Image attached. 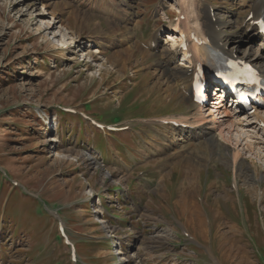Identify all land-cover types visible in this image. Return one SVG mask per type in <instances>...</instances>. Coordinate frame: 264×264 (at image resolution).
<instances>
[{"label":"rangeland","instance_id":"374dc122","mask_svg":"<svg viewBox=\"0 0 264 264\" xmlns=\"http://www.w3.org/2000/svg\"><path fill=\"white\" fill-rule=\"evenodd\" d=\"M210 1L233 22L227 0ZM170 2L0 0V264H73L59 224L77 264H264L263 128H240L258 140L240 142L237 164L218 130L164 148L173 129L156 121L194 111L155 74L165 48L148 49L181 18Z\"/></svg>","mask_w":264,"mask_h":264},{"label":"bare ground","instance_id":"6f19581e","mask_svg":"<svg viewBox=\"0 0 264 264\" xmlns=\"http://www.w3.org/2000/svg\"><path fill=\"white\" fill-rule=\"evenodd\" d=\"M194 1H196V2H194ZM173 3L174 2H171V4H173ZM263 4H264V0H256L250 8L251 11L247 15L249 16L250 13L252 12L257 17L258 13L262 10ZM182 5H184V6L181 10V15H183L185 17L184 21H185V23L188 22V25L183 26L184 25L183 20H179L178 24L175 26L173 32L185 33L184 31H187V33H188L189 31L193 30V31L198 33L199 38L209 42L210 47H214L215 49L222 51L226 55H229V56L238 55L239 50H241L242 43L245 44L246 40H247V43L249 42V39L244 34L250 28V25H244V23L241 25H237V24L233 25L232 22H225V20L222 21L220 19H217L215 21L214 17L212 16V13L214 12L213 7H215V8H217V7L213 3V1H211V3L208 5H204L203 0H176L175 5L173 7H180ZM215 17H216V14H215ZM256 17L254 19H256ZM200 26L202 29L200 28ZM169 35H171V34H169ZM171 37H172V39L176 38V36H171ZM171 37H170V39H171ZM240 39L242 40V42H240ZM157 40L158 39L155 38L152 42H157ZM151 43H150V45H151ZM172 45L174 47L177 46L176 43H173ZM156 49H158V47L154 48L153 51H155ZM202 49L204 50V53H206V56H207V54H209V49L205 48V47ZM160 52H163L162 54L165 53L166 56L169 55V52L166 50H162ZM142 53H144V51H142ZM145 54L147 55L148 52H145ZM146 55H144V56L146 57ZM245 56L247 58H249L252 63L255 64V66L261 71L262 75L264 76V56H262V55L258 56L257 54L253 55L251 53H248ZM157 69L155 68V74L157 76H159L161 78H163V76L166 77V78H163V80L161 81L162 84H166L167 87L171 88V91L174 90L175 95H177L178 98H180L181 102L190 103L194 109L193 114H191L192 115L191 117L184 116L183 118H171L172 117L171 116L168 118H162L163 120L159 119L158 121H156L157 123L158 122L161 123L160 125L162 127L163 126L171 127L172 125H164L165 122H168L170 120H173L175 123L190 125L186 128H184L182 126L176 128L173 125V127H175V129H173L171 131L168 130L167 128H165V130L162 132L164 134L163 138L168 139V140L164 141V147L165 148L170 145V141H172V139H176L177 137H179V138L181 137L179 141H184L183 138H187V140H189V138H191V141L193 139L198 140V134H204L202 137V140L208 136V138H209L208 140L211 143H216L217 140L214 136V132H216L217 130H218L217 137H219V138L224 137L223 135H225V134H227L228 136L231 135V136H229L227 141L230 142V144H233V142L235 144L234 145L235 148L233 150H231L232 151L231 155L233 157V161L236 164H237V161L240 160V158H241L242 153L239 149H240V146L242 145V144H240V142L243 143V141H242L243 139H246L245 143H248V142L251 143V145H248V144L245 145L244 144L247 148H250L249 152L251 151L252 148H254L252 141L258 140L256 137L252 136L255 133L254 132L251 133V131H249V130H243L240 128L243 126L242 128L246 129L247 126L250 125V123L252 122L257 127L261 126V128L264 129V110H256L254 115L250 116V117L247 115L239 116V115L233 114L228 109H224V106H222V104L220 102L215 103V106H216L215 109L219 110V112H216L215 114L212 112H208L207 110H204V108L200 109L197 105L192 104V97H191V83H192V81H191V75H190L189 70L188 71L184 70L182 66H174V65L169 66V63H166L165 61H163V58L160 59L159 62L157 63ZM180 73H184L181 76H182V78H184L185 83L190 84V85H187V86L185 85L184 88L176 89V86H177L176 76ZM169 80L174 81L172 86H171V83ZM176 91H178V92H176ZM172 95L173 94H171L170 97ZM248 121H249V124L246 123ZM162 122H164V123H162ZM193 122L197 123V124H195L196 126H194V124H192ZM263 129H262V131L264 133ZM234 133L237 134L236 139H233ZM259 136H261V135H259ZM230 137L232 138V140L230 139ZM261 137L264 140V137L263 136H261ZM221 139L223 140V139H225V137L221 138ZM262 143L264 144V142H262ZM231 146H232V148L234 147L233 145H231ZM61 156H62V154H58V157H61ZM192 177H193V175H192ZM197 183L198 182H196V184ZM257 189H258L257 187H253V188L245 190L246 193L248 194L247 196H249L250 194H255L258 191ZM184 190H185V188H184ZM202 190L203 189H201V191ZM236 191L240 192L241 189L237 188ZM262 196L264 197V195H262ZM262 196L260 198V202L264 201ZM237 201L239 203H242L241 198H238V200L235 201L236 204L238 203ZM236 209H237V206H236ZM248 209H249V207L247 206L245 209L246 217H247V223H248V221L250 222V216H249ZM219 213L220 212L218 211L217 214H219ZM216 216H218V215H216ZM225 225H227V224L225 223L223 226H225ZM249 228H250V226H249ZM216 234L217 233H215V235ZM209 235H211V234H209ZM210 237H208V238H210ZM217 238H219L218 235L216 237H214V241H216ZM212 258L216 262H218L220 259L222 260V256L219 258V260H217L218 258H216L215 255H213ZM220 263L223 264V262H220V261L217 264H220Z\"/></svg>","mask_w":264,"mask_h":264}]
</instances>
